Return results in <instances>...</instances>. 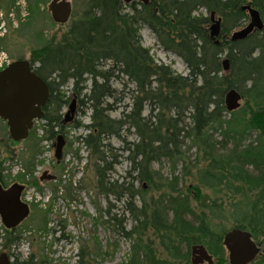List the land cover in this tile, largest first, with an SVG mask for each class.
Here are the masks:
<instances>
[{"label":"trees","instance_id":"16d2710c","mask_svg":"<svg viewBox=\"0 0 264 264\" xmlns=\"http://www.w3.org/2000/svg\"><path fill=\"white\" fill-rule=\"evenodd\" d=\"M80 1L84 12L70 26L67 35L58 44L31 54L32 63L37 64L36 75L49 88V100L41 119L48 140L63 137L61 110L69 104V99L64 98L61 89L72 83L74 100L81 107L87 105L91 112L90 124L83 127L87 134L80 140L95 160L93 167L100 191L124 199L126 212L134 223L124 233L132 241L125 264H190L192 245L211 249L225 233L213 231L204 213H194L190 196L177 189L176 178L165 184L156 181L153 164L167 161L173 171L179 161L187 165L182 151L185 142L206 159V168L198 172L200 187L211 191L224 188L242 199L235 206V228L264 233V104L261 103L264 29L260 39L250 35L244 41L225 45L216 44L204 29L216 14L225 24L237 27L246 19L247 12L241 8L247 2L264 22V0H149L146 6L138 2L126 5L121 0ZM199 9L206 10L209 18L195 17ZM144 24L157 36L164 50L183 60L187 76L154 62L149 51L141 46L137 33ZM227 25L222 29L228 30ZM223 49L227 50L230 65L227 75L223 74L220 59ZM106 63L111 66L103 70ZM119 75L126 77L136 89L129 111L120 119H111L112 108L106 100L113 93L110 80ZM86 83L90 84L86 102H78ZM232 89L243 96L246 104L245 108L228 113L225 96ZM146 108L147 117L143 116ZM185 119L189 125H184ZM129 130H133L137 139L127 143L125 150L131 164L126 178L140 185V190L134 189V183L118 185L109 183L107 178L111 155L102 141L111 137L120 139ZM215 130L221 132L224 148L232 141V149L225 150L223 155L219 152L224 148L218 150V144L209 135ZM252 133L257 134L254 140L249 139ZM1 170L0 162L3 181ZM22 178L17 181L22 182ZM144 184L161 190L157 200L151 203L150 212L142 196ZM200 187L192 186L187 191L193 188L192 194L197 197ZM255 192L261 200L251 203L247 197ZM3 231L8 236L3 248L9 252L11 247L18 246V237H13L14 230ZM151 237L158 240L160 254ZM7 255L13 256L10 252ZM79 257V264H91L82 252ZM13 264L46 263H34L31 256L21 263L15 257Z\"/></svg>","mask_w":264,"mask_h":264},{"label":"rangeland","instance_id":"374dc122","mask_svg":"<svg viewBox=\"0 0 264 264\" xmlns=\"http://www.w3.org/2000/svg\"><path fill=\"white\" fill-rule=\"evenodd\" d=\"M51 1L0 0V61L2 62L0 70L17 60L28 61L32 52L39 51L43 47L58 44L67 35L70 26L78 22L84 12L80 0H65L70 3L72 11L69 21L60 25L53 22L51 15L48 14ZM244 6H249V3H245ZM194 16L209 18V13L199 9ZM214 17L215 20L221 21L219 35L213 40L218 42V45L232 42V34L245 28L249 22L247 13L245 21L237 27L225 24L222 17L217 14ZM213 24L212 22L204 27L210 38V28ZM223 25L230 28L223 30ZM137 33L141 46L149 51V55L156 64L170 66L178 75L184 77L188 75L183 60L175 53L164 50L157 36L147 25H140ZM262 35L263 30L253 33L251 38L260 39ZM220 59L221 64L224 59H228L226 49H223ZM109 66L111 64L106 63L102 69L107 70ZM228 72L223 74L227 75ZM85 86L78 102L80 100L86 102L85 96L89 93L90 84L86 83ZM110 88L113 91L112 97L106 100L112 108L109 116L111 119H120L123 113L129 111L136 87L126 77L119 75L118 78L110 80ZM61 92L65 99H69V104L74 100L72 83L69 82L63 86ZM261 100L264 104V97ZM69 104L61 110V119H64ZM245 104L246 100L242 96L240 108L236 111L245 108ZM90 114L87 105L81 107L77 103L72 123L63 126L64 134L61 136H63L64 147L60 162L55 159L52 148L56 138L48 140L43 119L35 121L29 137L23 142L12 141L6 124L0 120V162L2 168L7 170L5 174L7 185H12L18 177L25 175L29 168L35 179H38L43 172L56 177L54 181H43L38 184L37 180L34 184H28L26 200L31 206L32 213L20 227L14 230L13 237H18V246L11 247L9 250L13 255L12 262L15 257L21 263L32 256L34 263L79 264V255L82 252L91 264L126 263L132 241L126 239L124 233L128 232L134 223L130 214L126 212L124 199L119 200L113 194L100 191L93 167L95 160L91 158L89 151L80 140L87 134L83 127L90 124ZM147 115L148 108L143 113V116L147 117ZM225 118L228 119L229 116ZM185 124L189 125L187 119L184 121ZM209 135L218 144V150L225 147L219 130L211 131ZM256 136V133H252L249 139L254 140ZM136 139L133 130L123 132L120 139L115 137L103 139L102 144L106 147L105 150L110 149L111 155L108 161L112 163V166L107 173L109 183L116 182L120 185L125 182L127 186L129 183H134L132 179L126 178L131 164L125 150L129 146L127 143H133ZM231 149L232 141H229L219 155ZM182 151L187 165L179 161L174 171L167 161L152 165V170L156 172V181L161 180L165 184L176 178L177 189L190 196L194 213L197 215L204 213L210 221L211 229L216 233L219 234L223 230L226 232L237 226L234 213L235 206L242 200L240 196H234L224 188L211 191L200 187L201 174L198 172L206 168V159L204 161L188 142L184 143ZM155 185H158V182H155ZM192 186L200 187L197 197L196 194H192L195 192L193 188L191 192L187 191V188ZM139 187L140 185L134 183V189L140 190ZM143 188L145 193L142 196L148 208L147 211L150 212L151 203L157 200L161 190L145 184ZM256 194L257 192L248 195V201L253 203L261 200ZM200 203H204L203 208L200 207ZM135 206L138 207L139 203L136 202ZM241 207H239L240 211ZM261 234L262 232L258 239L262 238ZM7 237L0 225V254H9L8 250L3 248ZM151 240L155 241L154 248L160 254L158 240L156 238L154 240L153 237Z\"/></svg>","mask_w":264,"mask_h":264},{"label":"water","instance_id":"95a60500","mask_svg":"<svg viewBox=\"0 0 264 264\" xmlns=\"http://www.w3.org/2000/svg\"><path fill=\"white\" fill-rule=\"evenodd\" d=\"M121 1L126 5L132 2H138L144 6L149 4V0ZM241 9L247 12L249 23L242 30L232 34L231 41L233 43L244 41L253 33L260 32L264 28L258 11L250 6H243ZM71 11L70 3L65 0H52L48 7V14L51 15L53 22L60 25L69 21ZM211 21L214 24L210 28V36L214 40L219 35L221 21L220 19L215 20L214 15L211 16ZM26 67V62L13 63L0 73V119L6 122L10 139L14 142H20L27 138L33 120H40L42 117L39 108L45 104L49 97L47 86L39 77L30 74ZM222 67L223 72L229 71L228 59L222 61ZM16 71H20L24 80L15 77ZM241 99L242 96L239 92L234 89L229 90L225 96L226 111L232 113L239 109ZM75 112L76 100H72L64 115V125L72 123ZM63 147V138L59 136L55 155L57 161L61 160ZM44 175L47 176L46 181L56 179L47 172ZM18 192L19 188L17 187L4 191L0 187V220L9 230L15 228L27 214V208L18 202ZM223 244L229 252L230 264H246L257 253L250 234L239 229H233L225 234ZM191 252L192 255L198 254L197 261H192L193 264L203 260L211 261V257L202 246L192 247ZM0 264H10L7 254L0 255Z\"/></svg>","mask_w":264,"mask_h":264},{"label":"flooded vegetation","instance_id":"af4514ba","mask_svg":"<svg viewBox=\"0 0 264 264\" xmlns=\"http://www.w3.org/2000/svg\"><path fill=\"white\" fill-rule=\"evenodd\" d=\"M133 3V2H132ZM249 23V22H248ZM18 62H26V65H27V70L29 71L30 74H34L36 75V66L37 64H33L32 63V58H30L28 61H23V60H17V61H14L12 63H9V65L5 68L7 69L10 65H12L13 63H18ZM4 69V70H5ZM4 70H0V73ZM37 76V75H36ZM15 77H17L19 80H24L23 79V76L20 74V71H16L15 73ZM39 77V76H37ZM40 80H42L40 77H39ZM43 84L45 86H47V83L45 81H43ZM2 88V87H1ZM48 88V86H47ZM48 94H49V88H48ZM49 100V97L47 99V101L45 102V104H43L39 110H40V114L41 116L43 115V108L46 106L47 102ZM76 108H77V102H76ZM1 120V119H0ZM3 121V120H2ZM5 124L6 122L3 121ZM33 125H32V128L34 126V123H35V119L33 120ZM7 126V124H6ZM8 128V127H7ZM32 128L28 131V136L27 138L29 137V133L30 131L32 130ZM9 132V131H8ZM26 138V139H27ZM25 139V140H26ZM25 140H22L20 142H23ZM51 141V140H50ZM56 147H57V140H56V143H53L52 144V148L54 149V157L56 155ZM62 158V157H61ZM56 159V157H55ZM57 162H60V161H57ZM26 170H24L25 172ZM7 173V170L6 169H3L1 170V178L3 177L4 180L2 181L0 179V187H1V190H9L11 188H14V187H17L19 188V192H18V202L27 208V214L25 215L24 219L13 229H10V230H16L18 227H20L30 216H31V206L29 204V202L26 200V193H27V189H28V184H34L37 182L38 180V184L42 183L43 181H46V177L44 175L45 172L42 173V175L40 177H38V179H35L34 178V175L32 174L31 172V169L29 168V170H27L25 172V175H22V179H24L22 182H19L17 181V179L12 183V185H7L8 182H6V177H5V174ZM19 178V177H18ZM28 178H30L31 180H27ZM56 178V177H55ZM6 183H5V182ZM1 217V216H0ZM2 227L4 230H9L6 228V226L4 224H2ZM233 229H239V228H231L230 230L226 231L223 235H222V238H221V241L219 244L217 245H214L212 246L211 249H209L208 247L204 246V245H192L190 247V264H193L192 261L196 262L197 261V258H198V254H195V255H192V252H191V248L192 247H198V246H202L207 254L211 257V261L210 262H207V261H201L200 263H197V264H230V260H229V252L228 250L226 249V247L224 246L223 244V240H224V236L225 234H227L229 231L233 230ZM241 231H244V232H248L250 234V239L251 241L254 243L255 247H256V250H257V253L256 255H254V257H252L251 260H249L248 262H246V264H264V233H262L261 235V239H258L260 233L256 232L255 230L253 229H248V230H245V229H239ZM197 253V252H196ZM9 262L10 264H13V262L11 261V258H9Z\"/></svg>","mask_w":264,"mask_h":264},{"label":"built area","instance_id":"2783aa9c","mask_svg":"<svg viewBox=\"0 0 264 264\" xmlns=\"http://www.w3.org/2000/svg\"><path fill=\"white\" fill-rule=\"evenodd\" d=\"M2 67V62L0 61V68ZM0 225L2 226V224H1V221H0Z\"/></svg>","mask_w":264,"mask_h":264}]
</instances>
